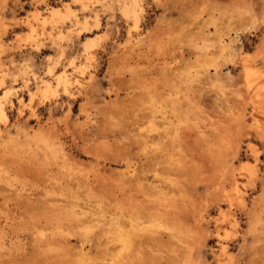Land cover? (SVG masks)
I'll return each mask as SVG.
<instances>
[{
  "label": "rangeland",
  "instance_id": "rangeland-1",
  "mask_svg": "<svg viewBox=\"0 0 264 264\" xmlns=\"http://www.w3.org/2000/svg\"><path fill=\"white\" fill-rule=\"evenodd\" d=\"M75 1L0 0V264H264V0Z\"/></svg>",
  "mask_w": 264,
  "mask_h": 264
},
{
  "label": "bare ground",
  "instance_id": "bare-ground-1",
  "mask_svg": "<svg viewBox=\"0 0 264 264\" xmlns=\"http://www.w3.org/2000/svg\"><path fill=\"white\" fill-rule=\"evenodd\" d=\"M73 2H74V0H73ZM78 2L80 3V5L83 4L84 7L87 4V3H85L86 1H84V0H79ZM65 4L66 5H64L63 7H51V12H50L49 16L45 17L46 19H44L43 25L48 24V23H52V24L54 23L53 27H56L57 29H60V26L62 24H65L67 22H72L73 18H77L76 14L74 13V9L68 3H65ZM124 12H125L126 15H131L132 19L134 20V24H135L134 28H137L138 23H139V14H138V10H137V4H134L133 6L126 5L124 7ZM33 19H35L37 21H40V14H38V13L34 14ZM31 22L32 21L29 20L26 23V26H29V28H30V32H28L29 34L27 35V33H26L27 36L25 35V37H24L26 40H34L35 36L37 34L36 26L32 25ZM88 23H89L88 20L83 22V23H80V21L76 19V24H74V25L76 26V25L82 24V30L79 29L80 32H78V33L81 34V33L86 32L88 30V27H87ZM2 24H4V22H2V20L0 19V25H2ZM99 26H100V23H99L98 20H96V27L98 28ZM15 27H18V25H15ZM64 36H60L59 38L61 40L64 39V38H66V40H69V38H71L70 34L65 36V37ZM84 44H85V55L88 56V58H91V55H90L91 54V50H93V48L96 45V42H95L94 38H88V40L86 42H84ZM18 48H19V46H18ZM59 48H60V51H61V53L63 55L64 51H65L63 46L60 45ZM58 63H59V61H56V63H54L52 66L48 67V70H47L48 77L49 76H54L55 70H56V68L58 66ZM70 66L74 67V68L77 67V66H75V62L74 61H72L70 63ZM246 71L250 72L251 69L247 67ZM5 84H6L5 78H2V80L0 82V89L4 88ZM24 85H25V87H27V84H24ZM59 91H63L64 95H70V93H71L70 92V79L68 78V75H66V72H63L61 74L60 73L57 74V76L55 78V84H52V82L50 80H47V79H43L42 80V84L37 88L36 92L31 94V98H30L29 102L26 104V106L30 110L29 114H31V116H36L37 115L36 113H37V107H38L37 103L38 102L36 103V101H37L38 98H42L43 100H47L48 101L51 97H58L57 95H58ZM11 93H12L11 89L7 88V89H5L3 94H0V121H3V123L5 122L4 124H6V122L8 123V115H7V112H6V105H8V104L13 105V102L10 100ZM60 94H62V93H60ZM17 103H19V102H17ZM21 107H23V106H21ZM23 111L24 110H21V112H23ZM252 173L253 172H251V175H252ZM231 176H233V175H231ZM238 180H239L238 178H233V183H237ZM235 192L237 193V191H235ZM236 198H238V197H236ZM124 240H125V238H124ZM121 241H123V240H121ZM126 242H128V241L126 240ZM126 242H125L124 246L126 245Z\"/></svg>",
  "mask_w": 264,
  "mask_h": 264
}]
</instances>
